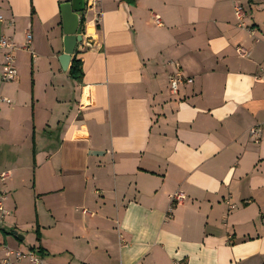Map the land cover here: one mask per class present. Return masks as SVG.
Returning <instances> with one entry per match:
<instances>
[{
	"label": "crops",
	"instance_id": "0c3cea01",
	"mask_svg": "<svg viewBox=\"0 0 264 264\" xmlns=\"http://www.w3.org/2000/svg\"><path fill=\"white\" fill-rule=\"evenodd\" d=\"M67 1L0 0L18 45L12 81L0 53L2 239L41 264H264V0H92L81 81L61 61ZM177 70L193 82L173 94Z\"/></svg>",
	"mask_w": 264,
	"mask_h": 264
},
{
	"label": "built area",
	"instance_id": "2783aa9c",
	"mask_svg": "<svg viewBox=\"0 0 264 264\" xmlns=\"http://www.w3.org/2000/svg\"><path fill=\"white\" fill-rule=\"evenodd\" d=\"M90 1L87 0V7L90 6ZM94 2V0L92 1ZM234 13L238 20L239 26L242 28H246L249 31H253L252 28L248 27L245 23L246 12L244 6L235 2L234 5ZM4 17L0 16V20L3 21ZM159 20V18L157 19ZM32 34L30 31H27L25 35V45L24 48L29 51L33 57H35V52L33 50V42H32ZM80 46L78 43L77 48ZM0 48L4 51V71L2 73V79L4 81H12L17 76V67L15 64V51L18 49V45L15 40L9 36H1L0 37ZM238 52L245 56L246 52L243 47H238ZM256 80L264 85V67H262L260 74L256 76ZM193 78L186 76L181 70H177L170 76V90L173 94H177L179 92L180 86L188 83H192ZM9 101V100H7ZM250 135L254 139L255 142L259 143L262 136V126L256 125L250 128ZM10 176V172H2L0 173V183L7 180ZM6 192L0 191V220L3 221L5 216L9 214V211L5 207L6 201ZM186 198V194L181 191H175L171 194V206L167 212V218L172 217L173 207L177 204L183 202ZM234 206L231 205V208ZM84 212H86L84 210ZM31 262L34 264H41V258L37 256L35 252L32 250L24 251L19 248L12 247L9 243L0 239V264H20L22 262Z\"/></svg>",
	"mask_w": 264,
	"mask_h": 264
},
{
	"label": "water",
	"instance_id": "95a60500",
	"mask_svg": "<svg viewBox=\"0 0 264 264\" xmlns=\"http://www.w3.org/2000/svg\"><path fill=\"white\" fill-rule=\"evenodd\" d=\"M86 7L87 0H71L61 4L62 32L64 34V53L61 58L63 64L69 62L72 54L77 50L78 43L83 40L80 18Z\"/></svg>",
	"mask_w": 264,
	"mask_h": 264
},
{
	"label": "trees",
	"instance_id": "16d2710c",
	"mask_svg": "<svg viewBox=\"0 0 264 264\" xmlns=\"http://www.w3.org/2000/svg\"><path fill=\"white\" fill-rule=\"evenodd\" d=\"M80 28L82 33L84 32L85 28V17H84V12L81 15L80 18ZM98 28H100V25L98 24ZM77 52L78 50L75 51L72 62H71V67L69 69V75L72 79L76 81H81L83 78V69H82V62L79 58H77ZM14 233V232H12ZM37 240H40V235L37 232Z\"/></svg>",
	"mask_w": 264,
	"mask_h": 264
},
{
	"label": "rangeland",
	"instance_id": "374dc122",
	"mask_svg": "<svg viewBox=\"0 0 264 264\" xmlns=\"http://www.w3.org/2000/svg\"><path fill=\"white\" fill-rule=\"evenodd\" d=\"M1 51H2V53L4 52L2 49L0 50V53H1ZM4 57V56H3ZM1 66H3V63H0V69L2 68ZM28 195V196H27ZM27 195H23L24 196V198H23V203H24V207L26 208L25 210H27V209H29L30 208V206H28L29 205V201H28V198H29V192L27 193ZM31 207H33V205L31 204ZM8 219H9V217H7ZM8 219H6L5 220V223H4V225H2V223H1V220H0V239H2L3 238V235H4V233H6V234H8V235H13V233L12 232H14V230H11V229H8L9 227H7L6 226V223L8 222L7 220ZM7 228V229H6ZM4 232V233H3ZM31 231H28V232H26V233H19L20 235H26L27 234V240H21L20 241V243L22 244V246H24V247H27L29 244L28 243H30V239L31 240H33V237L29 234ZM32 233V232H31Z\"/></svg>",
	"mask_w": 264,
	"mask_h": 264
}]
</instances>
